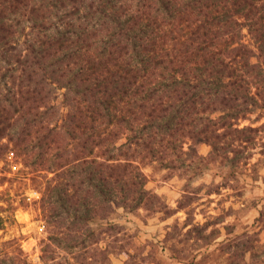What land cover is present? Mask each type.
<instances>
[{
	"label": "trees",
	"instance_id": "1",
	"mask_svg": "<svg viewBox=\"0 0 264 264\" xmlns=\"http://www.w3.org/2000/svg\"><path fill=\"white\" fill-rule=\"evenodd\" d=\"M257 111L264 113V0H0V202L8 205L0 203V230L16 201L2 194L30 183L49 231L45 264L50 242L82 252L63 262L52 255V264H111L120 255L137 264L157 253L202 264L209 253L196 259L179 245L192 236L213 244L209 221L193 222L189 209L183 238L169 231L144 256L131 217L175 211L147 188L144 167L208 158L230 160L234 170L260 129L239 121ZM189 202L185 193L178 207ZM227 233L212 251L249 264L264 245V207L249 228ZM17 248L0 249V264H31Z\"/></svg>",
	"mask_w": 264,
	"mask_h": 264
},
{
	"label": "rangeland",
	"instance_id": "2",
	"mask_svg": "<svg viewBox=\"0 0 264 264\" xmlns=\"http://www.w3.org/2000/svg\"><path fill=\"white\" fill-rule=\"evenodd\" d=\"M246 32V30H244ZM245 40L249 41V36H245ZM60 89L59 91H63ZM62 94L57 98V105L62 108ZM257 111L250 118L239 121V125L252 124L259 125L256 142L250 149L242 151L240 162L236 163L235 169L230 160L221 162L219 160H208L201 158H189L185 164L178 168H170L161 166L160 163H153L144 167L147 174L146 186L148 189L157 192L165 201L167 206L175 211L163 217L161 213L149 215L146 220L137 216L131 217L133 222L132 231H136L138 241L146 245L144 256L150 247L147 245L149 241L157 242L164 240L169 231H172L177 239L183 238L185 230L190 226H183L185 219L189 216L186 210H191V220L202 224L209 221V225L205 232L209 234V238L213 244L211 247L202 246L203 241H196L194 236L189 241H183L177 245L187 244L190 253L201 258L199 252H206V259L202 264H229L227 253L223 252L219 247V241L227 239V230L233 229L234 234L240 230L249 228L252 220L258 213V209L264 207V164L254 165L259 157H263L264 150V113ZM257 118V119H256ZM187 148V143L184 144ZM210 145L202 143L198 147V152L203 156H207L210 152ZM252 154L250 161L245 164L244 156ZM1 165V164H0ZM51 174V173H50ZM17 186V185H16ZM7 189L3 193V197L16 198L14 207H7L4 211L8 215V223L4 229L0 230V249L12 250L14 254L19 252L17 248L20 246L22 255L29 260L31 264H45L42 258L43 240L48 239L49 231L44 225V220L35 199L40 197L39 187L33 184L22 185L15 194V187ZM7 184L0 186V190L5 189ZM36 189L37 194L30 193ZM189 194L191 202L188 203L186 209L179 208V201L183 194ZM187 199V198H186ZM8 206L5 201L0 202ZM178 222V226L174 224ZM227 224L230 227H226ZM253 233V230L250 229ZM9 240V241H8ZM49 241V240H48ZM4 242V243H1ZM264 238L262 239V244ZM49 244V243H48ZM260 252L264 253V245H260ZM259 247L256 249L259 252ZM49 261L46 264H52V255H57L56 259L72 260L73 255L77 252L82 253L79 249L66 250L63 247L50 242L48 245ZM256 250L248 254L249 264H257L258 255ZM89 254V253H88ZM147 257V256H146ZM124 256H111V264H123ZM137 264H183L181 261L170 258L164 254H158L154 259L147 258L143 260L141 256L137 258ZM139 262V263H138ZM19 261H16L18 264ZM65 264V263H63ZM133 264V261L130 263Z\"/></svg>",
	"mask_w": 264,
	"mask_h": 264
},
{
	"label": "built area",
	"instance_id": "3",
	"mask_svg": "<svg viewBox=\"0 0 264 264\" xmlns=\"http://www.w3.org/2000/svg\"><path fill=\"white\" fill-rule=\"evenodd\" d=\"M37 190L36 189H34V190H31V192L30 193H33V194H37Z\"/></svg>",
	"mask_w": 264,
	"mask_h": 264
}]
</instances>
